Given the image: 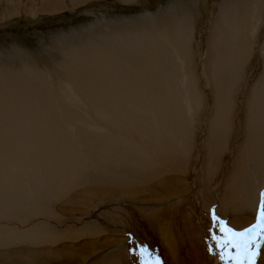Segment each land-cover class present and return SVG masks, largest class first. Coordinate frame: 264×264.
I'll list each match as a JSON object with an SVG mask.
<instances>
[{
    "label": "bare ground",
    "instance_id": "obj_1",
    "mask_svg": "<svg viewBox=\"0 0 264 264\" xmlns=\"http://www.w3.org/2000/svg\"><path fill=\"white\" fill-rule=\"evenodd\" d=\"M88 1L89 0H69L71 6L82 5ZM120 1L125 3L137 2V0H119V2ZM36 2L38 6H36ZM34 3L36 9H40L44 12L61 9L62 3L67 4V2H64V0H0V24L1 21L3 23L5 19L11 18L12 16L17 14L15 12V8L18 9L17 12L19 14L24 15L25 13L27 14L28 8L33 6ZM209 4V2L207 3V5H205V3H201L199 7L201 10H199L201 12L199 17V25L201 24L202 27L201 31H199L200 34L198 37V41H194L195 44L192 45L190 49L189 47L187 48V43H184L183 45H186L185 47L187 48V50H189V52L186 51V53L188 55L187 58L190 67H187L189 68L187 76V72H183L185 73L186 77L181 82H179L172 74L169 73L171 71H168L166 67L158 63L161 59L158 62L155 61V57L157 54H154V56L153 53H155L154 50H156L157 48L156 44H154L153 42L151 43L155 45V48L152 46L147 47L143 46L142 43L137 40H126L128 43L123 40V42L128 44V47L126 48L132 50V52L134 53V56H132L129 62H124L122 60H119V58L117 59L115 57H112V55H110L112 52H110V54L108 55L105 54L107 52H103V49V51L101 50V52H99L100 49L98 50L96 48H94L91 52H83L80 55V58L77 56L78 59L76 62L73 59V63H75L73 68L71 70L70 68H67L66 71L67 75H70L69 77L66 76L69 78V87L67 86V88L69 89H67V98H63L64 100L58 99V94L55 93V91L53 93L51 88H49V85L43 80L41 81V83L35 82L37 86L34 89H32L31 87H24L30 85L33 80H36L38 78V75L34 71L26 70L24 74L20 73L16 75V77H12L11 75H9V77L8 75H5L2 71H0V103L1 105L3 104L0 110L1 167H3L4 169H8V167H5L7 163L5 164V161H3V158L5 157L4 153L7 152L6 150L12 152L17 151L16 149H20L17 143L19 141L23 143V155H21L22 152L20 154V150L18 151V154L12 153L15 157H17L19 161H15V157H12V159L14 158V160L12 161H15L14 163L16 164V166H20L19 174L22 175L21 179H19L20 175H8L9 173L3 175L4 169L0 170V192H2V189L6 187L7 180L13 182V177L14 182H20L21 180V182H23L25 185L24 186L18 184L15 186L13 182L14 190L16 189V192L20 194L19 197L22 199H9L11 201H9L8 199H0V249H3L5 251L8 248H11L12 250L13 245H15L14 247H16L17 244H29L30 246L50 244L53 246L54 244L57 245L60 242H64V240L65 242L68 240L74 242L80 238H85V236L87 238L89 236L94 237L93 235L95 234L81 232V229L77 228V223L74 222L75 224H73L71 221L66 223H62V221L59 222L61 224L60 230L55 228L57 231L59 230L58 232L54 231L55 229H53L49 230V232H53V234H47L48 231L45 235L40 234V232L42 231L41 227H43L45 224L43 223V221H41V218H44L46 215L44 214L45 216H41V213L37 212L38 210L35 205L30 207L32 201L35 200L31 198L35 193V184L39 182V177H41V180L44 177V180L47 182V187H51L53 185L55 187H58L57 183H61V181L57 182L56 180V174L58 173V171L55 169V167L58 166L57 164H55L57 163L55 161L58 160L57 154L59 153L57 152L58 149L56 148L60 144H62V146L64 145L67 148V160L71 163L74 170V172L71 174H69L70 171H67L69 176H72L69 179L76 177L82 169L85 171L92 169L90 172L91 174L93 171H97L99 167L101 169V166H98L97 163H94L95 159L97 158H101V160L105 159V157L101 154L102 151L100 152V150H114L128 147L130 150L126 149V152L124 153H126L128 163L130 162L132 164V167H130L135 170L134 172H131L133 170L129 169L132 174L137 171L135 168H133V166L148 168L150 164L152 167V164L155 163V181L159 180V178L165 179L168 174L170 175L171 173H179L183 177L185 176L190 184L196 189V196L193 200V203L183 204L182 196H185V194L181 196L180 194L182 192L178 191V198L175 199L174 196L176 195V193H174V191H177L179 189H175L173 191L171 190V188L173 187H178L176 186L177 184H172L168 187L166 183H162V181H164L162 179L160 186L159 184H157L156 187L165 188V190L158 189L155 191V194L158 195L157 197L159 198V195H161V197H163L162 199H155V201H153L152 203H149L151 202L149 199V201H147V199H140L142 202H144V205L155 204V207L163 208L160 210H155V220L148 221L147 216L150 215H147L145 213H143L144 215H132L130 216L131 219L128 218L126 213L120 215L117 212V217L113 215L115 217V221L118 224L129 220L128 224L132 227H136L137 224H141V222L143 223V221L150 227L154 226L152 231H155L152 232V234L150 232L149 237L146 238V244L147 246H149L148 250L153 254H143L140 252L139 262L141 264H153L152 259L150 258H152L151 256H154L155 261L157 258H159L161 264H226L224 262L222 263L221 255H219L214 248H211L207 245L203 237L205 234L199 228V224L203 223V221H206L205 218L207 219L212 217L213 219V210L215 212L217 220H219V216L221 213V208L218 207L219 204H222L224 205V207L229 208L225 209V212H231L232 208L236 209L238 206L236 207L234 199L243 201V205L241 207H238V211L248 215L247 219L244 222L240 221V223L243 222L242 226H240V223V227L237 226L238 224H233L238 232H243L244 230L259 223L261 199H258V196L260 192L259 186L261 184L257 181L255 182V184L252 182L253 185H251L250 183V185L247 186V181L251 177L258 178L259 173L262 174V179L264 181V85H262L261 92L256 97L252 98L249 113L250 115L248 116V110L246 112L244 111L243 104L247 101V95L245 93H247L249 88L248 90H246V92L243 91L245 92L243 93V96H240L238 98L237 96L234 97L231 92V88L234 82V75L228 69L232 67V65L237 66L236 61L238 63V60L243 57V55L241 56V53L244 48H248L247 45L249 44H246L245 40L242 38L243 33L242 31H240V29L237 30L240 32L229 29V27L233 26V23L232 19L228 17L227 18L229 20L224 21V25H226L227 28L224 29L225 31H222L221 27L217 25V22H215V14L213 10L208 11ZM230 4H233V2H230ZM223 11L225 10L223 9ZM217 13L219 14V12ZM225 14L227 13L225 12ZM207 15H209V17H207ZM251 17H248L250 21L252 19ZM162 24L163 23H161V25ZM164 28H168V26H164ZM134 35L135 34H133L132 36ZM182 43L183 42H181V44ZM145 45H149V43ZM220 45L223 46L221 48L226 49L221 50L222 54L219 52ZM215 46H217V48H214ZM163 47L164 46H161L162 50ZM172 48L174 49V46ZM171 49L170 51L172 52ZM249 49H251V47ZM255 49L259 51V47H255L254 50ZM164 50L166 51L168 49ZM184 50L183 52H185ZM229 50H237V52H239V59L226 57V55L228 54L226 51ZM174 52L176 53L175 49L173 51V55ZM229 53H231V51ZM166 55L169 54L166 53ZM222 55L225 57H223ZM235 55H232V57H234ZM181 58H183V56ZM241 61L243 63H247L248 54L243 57ZM169 62H173V60L171 59V61H168V63ZM186 62L187 60L185 61V63ZM186 64L188 65V63ZM168 67H170L169 64ZM243 68L244 69L239 68V70H241V73H239L238 70L236 71L239 73L238 81H246L247 83H245V85L248 86L249 82L245 75V67ZM180 70L182 71L184 70V68H180ZM185 70L188 69H186L185 67ZM232 70L233 69H231V71ZM212 73H215V76L217 77H213ZM179 74L180 72L178 71L177 75ZM181 77L183 79V76ZM258 81L260 80L258 79ZM53 102L55 105H53ZM73 109L79 110V114H89L94 118L99 115V118H97L98 116L96 117L97 126L94 128L95 133H88L90 131L86 133V131L84 130V126L83 130L85 133H81L77 130L78 127L76 125L73 126L68 122L69 118L73 114ZM65 112L66 117L64 116ZM76 113L77 112H75V114ZM79 114L77 113L76 115ZM89 115L88 119L90 118ZM243 116H248V124L246 125L245 119H242ZM77 118H79V121H82L84 124L87 120V117L81 118L80 116H77ZM57 121L62 122V128L58 127ZM87 124H89L88 121ZM90 124L88 127H90ZM119 125H121L122 127L126 125L125 127L127 130L123 132L122 127L119 128ZM70 129H72L73 131H70ZM14 132H16V134ZM64 132L67 133L68 137ZM116 133L117 135H119L118 133H120L123 136H127L121 141L119 138H117L118 136L116 137ZM50 135L52 137H50L51 139L49 138ZM13 137L15 138L13 139ZM219 138H223L227 140V142H230L229 146H227V142H225L229 151V159L225 161L222 170L216 171L217 169L214 168L212 164H210L211 160H208L211 156L212 145L215 144V142L213 141H216V139ZM76 140H79L80 143L76 144ZM1 143H3L4 146H2ZM124 143L126 144V147ZM146 143H152L151 145H155V148H153V146L150 147V150L154 149L155 152L150 151V153H148V148V151L144 152V150L142 149H144V144ZM222 143L223 142L221 141L220 145H223ZM45 145L48 147H46ZM64 151H66V149ZM217 151L218 149L215 152ZM55 155H57L56 159ZM141 155L144 158L142 162L140 161L141 158H137V156ZM212 155H215L214 152L212 153ZM116 156L118 157L120 155L117 154ZM120 158H123V156H120ZM181 158H183V160H181ZM12 161L10 160V162ZM83 161L86 162L85 165ZM121 161L124 160L121 159ZM37 163H39L42 167ZM44 164H46L48 168V174L46 172ZM253 165H256V170L253 168ZM64 166L65 165L63 164V168ZM10 168L12 169L13 165ZM60 168L61 167H59V169ZM123 168L124 167H122L121 169ZM79 169L81 170L78 173L77 170ZM116 170L117 168H115V172ZM123 170H128V168ZM63 171L66 172V169ZM107 172L109 174L111 173L110 171ZM37 174H39V176ZM81 174L83 175L85 173L81 172L79 175ZM87 174L88 173H86V176ZM112 174L110 176H112ZM152 174H154V172ZM65 175L66 173L64 174V177ZM4 176L7 178H5ZM30 176H33L34 179H29ZM93 177V175H90L87 180L90 181L93 179ZM108 177L107 179H109ZM102 179H104V177H102ZM168 179V181L170 182V178ZM175 179L177 180L179 178ZM41 180L40 182L43 181ZM232 180H234L236 183L241 182L242 185L238 186L236 190H233ZM54 182H57V186L53 184ZM174 182L176 181L174 180L173 183ZM32 183H34V185ZM63 183L64 185L66 184L65 181H63ZM88 183L90 182L87 181V184ZM126 184L129 183L127 182L123 185L125 186ZM64 185L61 184V187H63ZM11 187L12 185L9 186V188ZM250 187H253L255 189L254 192L252 189H250ZM95 188L101 187H98L97 185L94 186V189ZM146 188H148L147 184L145 189ZM181 188H183L184 190V187ZM49 190L51 192V189ZM67 190L68 187L66 191ZM107 191L110 190H108L107 188ZM58 192L59 191H57V193ZM107 194V196L110 197L114 196L111 193ZM226 194H229L230 197L226 196ZM0 196H4V194L1 195L0 193ZM96 201L97 200H95V202ZM105 201L107 200L105 199ZM111 201L115 203L123 202L119 201V199H112ZM124 201H126V199H124ZM51 202L52 201L50 199L49 203ZM76 203H80L82 207L87 205V201L73 197H71L70 199H66L65 201V204L69 205H73ZM130 204H138V202ZM93 205L94 204H92V206ZM180 207L188 208V211L186 213L180 212ZM173 208L176 209L177 212L173 216H169L171 213V209L173 210ZM85 213L88 212L86 211ZM85 213H82L81 216H83ZM31 214H34V216L31 217ZM234 214L235 212L232 213L233 216H235ZM36 215H40V221L38 220ZM59 220H62V218H60ZM81 223L82 222H80L79 225H81ZM35 225H38V229L40 228V232H36V230L30 231V229H33ZM46 225L47 224H45V227L48 228ZM86 225L87 227L89 226L87 223ZM51 227L52 226H50V228ZM92 227L95 231V226ZM213 229L217 231L216 228ZM22 230H28L30 232H28L21 238L15 237L16 234L22 232ZM98 230L95 233L100 231ZM157 231H159L160 235L159 240L155 239ZM31 234L32 236H30ZM99 234L96 235L100 237L101 234ZM217 234L220 235L218 231ZM120 243L122 242L114 241L112 243L110 242V244L106 247H101L99 251H96L95 249L93 251H84L85 253H82L84 256L79 257L80 259L73 262H71L70 257L66 255L69 257V261L67 260V257L66 260L68 264H86L93 258L107 251V254L104 253L94 260L95 263L102 262V264H104L109 256L112 255V252H108ZM147 246L145 245V248ZM137 248L139 247L137 246ZM14 252L18 253V255L21 254L22 256H20L21 258L19 259V261L21 262L19 263V261L17 260V256L11 252L9 257L12 259H16L15 261H17L13 263L43 264L42 262H44V259L41 261H37V258L34 255L36 253L29 251L27 248H20L17 251L14 250ZM231 253L235 255V252ZM39 254L38 256H40ZM70 255H72V252ZM24 256H26V258H22ZM259 257L261 258V254L259 255ZM1 258L0 264H2V262L6 263L4 259ZM76 258L77 256H74L72 260H75ZM262 260L264 262V258H262ZM62 262H64L65 264V261Z\"/></svg>",
    "mask_w": 264,
    "mask_h": 264
},
{
    "label": "rangeland",
    "instance_id": "obj_2",
    "mask_svg": "<svg viewBox=\"0 0 264 264\" xmlns=\"http://www.w3.org/2000/svg\"><path fill=\"white\" fill-rule=\"evenodd\" d=\"M36 1H38V0H36ZM205 1H207V2H205ZM64 2H67V4L62 3L61 9H55V10L48 11V12H44V11H41L40 9H36L35 3H34L33 6L28 8L27 14L25 13L24 15L19 14L17 12L18 9L15 8V12L17 13L16 15L12 16L11 18L5 19L3 21V23L1 21V24H0V71H2L5 75H8V76L11 75L12 77H16V75H18L20 73L24 74V72L26 70L34 71L38 75V78H37L38 80L37 79L33 80V82H31L30 85H27L24 87H28V88L31 87L32 89H34L37 86V84L35 82L41 83V81L43 80L44 82H46L49 85V88H51L53 93L55 91V93L58 94V99H63V98H67V93H68L67 89H69V88H67V86L69 85L68 84V80H69L68 77L70 74L67 75V72H66L67 68H70V70H71L75 64L73 62L74 61L76 62L78 57L80 58V55L83 52H91L94 48H96L98 50L100 49L99 52H101V50L103 49L104 51L103 50L102 51L104 53L107 52L105 54L109 55L110 52H112L110 54V55H112V57H115L117 59L119 58V60H122L124 62H129L131 60L132 56H134V53L132 52V50L126 48V47H128V44H126V43H128L127 41H130V40H137V41H140V43H142L143 46H147V47L152 46L155 48L154 44H156L157 48H156V50H154L155 53L152 52L153 55L157 54L155 57V61L158 62L161 59L158 63L161 64L162 66L166 67L168 71H171L169 73L172 74L179 82H181L188 75L189 68H187V67H190L189 62H188V58H187L188 55L186 53V51L189 52V50H187V48L189 47V49H190L192 47V45L195 44L194 41L195 42L198 41V37L200 34L199 31H201V27H202L201 24L199 25V20H200L199 17L201 14V12H200L201 10L199 7H200L201 3H205V5H207V3L209 2L212 6L210 4L208 5V11L213 10V12L215 14V22H217V25L221 27V30L225 31L224 29L227 28L226 25H224V21L229 20L228 18L232 19V23H233L232 25L233 26L229 27V29L235 30V31L240 29V31H242V33H243L242 38L245 40L246 44H249V45H247L248 48H244L242 53H241V56L243 55V57H245L248 54L247 63H243L241 61V59L243 57H241L239 59V52H237V50L226 51L228 53V54L226 53L228 55V56L226 55V57L239 59L238 63L236 61V65L239 67L232 65V67H230L228 69L234 75L233 76L234 82H233V86L231 88V92H232L234 97L237 96V98H238L240 96H243V93H245L246 90H248V88H249L247 93H245L247 95V101H246V103L243 104V107H244L245 112L248 110L247 115L248 116L250 115L249 113H250L252 98L256 97L261 92L262 85H264V0H233V1L232 0H211V1L210 0H204V1L203 0H200V1L199 0H137V2H135V3H125V2H121V1L119 2V0H89L86 3H84L82 5H77V6H71L69 0L68 1L64 0ZM230 2H233V4H230ZM36 6H38L37 2H36ZM220 7H221L222 11H223V9L225 11L222 12ZM34 9H36V10H34ZM217 12H219V14ZM225 12L227 14H225ZM216 15H217V17H216ZM251 15H252V17H251ZM207 17H209V15H207ZM248 17L252 18L251 21ZM161 23H163L162 24L163 26L161 25ZM251 23H252V25H251ZM164 26L165 27L168 26V28H164ZM234 28H236V29H234ZM240 31H237V32H240ZM133 34H135V35L132 36ZM195 34H196V36H195ZM168 35L170 36V38ZM123 40L124 41L127 40L126 43L123 42ZM180 41L183 43L181 44ZM152 42L154 44H151ZM164 42H167L168 44L164 43ZM148 43H149V45H145ZM184 43L188 44L187 48L185 47L186 45L183 46ZM251 43H253V44H251ZM172 45L174 46V49L176 51V53L174 52V55H173L174 49L172 48L173 47ZM250 45H252V46H250ZM158 46H159V48H158ZM161 46H164L163 50L161 49ZM221 47H223V46L220 45V47H219L220 53H221V50L224 49ZM250 47H251V49H249ZM255 47H259V51H257L256 49L254 50ZM169 48L170 49L172 48L171 49L172 52L170 51ZM214 48H217V46H215ZM164 49H168V50L165 51ZM181 50H182V53H181ZM183 50L185 52H183ZM224 50H226V49H224ZM230 51H231V53H229ZM114 52L116 53V55ZM166 53H168L169 55H166ZM162 54H165V55H162ZM232 55H235V56L232 57ZM182 56H183V58H181ZM168 57L170 60L168 59ZM223 57H225V56H223ZM177 58H179L180 60ZM73 59H74V61H73ZM163 59H164V61H163ZM171 59L173 60V62L168 63V61H171ZM186 60H187L186 63H188V65L185 63ZM167 63L169 64V66L171 68L168 67ZM239 63H241V64H239ZM241 66L245 67V75H246L247 80L249 82L248 86L245 85V83H247L246 81H242V82L238 81L239 80V77H238L239 73H241V70H239V68L244 69ZM185 67L188 70H185ZM180 68H182V69L184 68V70L181 71ZM231 69H233L232 71H234V72H232ZM237 70L239 73L236 72ZM178 71L180 72L179 75H177ZM176 72H177V74H176ZM183 72H187L186 76H185V73H183ZM66 76H68V77H66ZM181 76H183V79ZM212 76L215 78L217 77V76H215V73H212ZM258 79L260 81H258ZM234 83H237V84H234ZM239 88L241 91L239 90ZM237 91H239L240 93ZM243 91H245V92H243ZM2 105L0 103V110L2 108L1 107ZM53 105H55L54 102H53ZM72 111H73V114L71 115L72 120L70 117L69 121H68L71 125H73V126L76 125L78 127L77 130L80 131L81 133H85L84 130L86 131V133L88 131H90L88 133H95L94 128L97 126L96 117L98 116L97 118H99V115H97L94 118L88 114L90 117L88 119L87 114L86 115L81 114V113L79 114V110H77V109H75V110L73 109ZM75 112H77L79 115H76L77 113L75 114ZM64 116L66 117V112L64 113ZM77 116L78 117L80 116L81 118L87 117L85 124L82 121H79V118H77ZM248 116H245V117L243 116V118H242V119H245V122H246L245 125L248 124V120H247ZM2 120H4V119H2ZM89 120H90V122H89ZM87 121L89 124L91 123L90 127H88L89 124H87ZM57 122H58L57 123L58 127L62 128L63 127L62 122H60V121H57ZM59 122H60V124H59ZM92 124L93 125L95 124V125L93 126ZM83 126H84V130H83ZM125 126L126 125H124V127H122L121 125H119V128L122 127L123 132H125L127 130ZM89 128H91V129H89ZM70 131H73V130L70 129ZM244 132H245V130H244ZM14 133L16 134V132H14ZM64 133L67 135L66 132H64ZM118 134L119 135H117V133H116V137L118 136L117 138H119L121 141L123 138H125L127 136V135L123 136L120 133H118ZM50 137H51V135L49 136V138ZM67 137H68V135H67ZM14 138L15 137H13V139ZM217 140H218V143H217ZM221 141L223 142L222 143L223 145H220ZM213 142H215L216 145L213 143L214 145H212L211 156H210V159L208 161L211 160L210 164H212L213 167L217 169L216 171H220V170H222L225 161L227 159H229V151H228L227 146H229L230 142L229 141L227 142V140H225L223 138L216 139V141L214 140ZM225 142H227V146H226ZM78 143H80V141L76 140V144H78ZM147 144L148 143L144 144L145 147L143 145L144 149H142V150H144V152H147L149 150L148 153H150V151L155 152L154 149L150 150L151 149L150 147L153 146V148H155L154 147L155 145H151L152 143H150V144H148L149 145L148 146ZM1 145L4 146L3 143H1ZM17 145L20 147V149H16L17 151L12 152V151L6 150L7 152L4 153L5 157L3 158V161H5V164L7 163L5 165V167H8L10 172L7 168L4 169L0 165V168H2L0 170L4 169L3 175L4 174L6 175L8 173H9L8 175H12V174L14 176L20 175L19 174L20 173V166H16V164L14 163L15 161H17V162H19V161H18L17 157H15L13 154H18V151L20 150V154L22 152L21 155H23V150H22L23 143L19 141L17 143ZM220 146H222V147H220ZM46 147H48V146H46ZM125 147H126V144H125ZM64 148L66 149L67 152L64 151L65 150ZM147 148H148V150H147ZM56 149H58L57 152H59L58 154L56 152V154L58 156L55 155V159H56V156L58 157L57 158L58 160L55 161V162H57L55 164L58 165L57 167H55V169L58 171V173L56 174V180H57V182L61 181V183L60 182H58V183L54 182L53 184L56 185V183H57L59 188L55 187L54 185L51 187H49V186L47 187V182L44 180V177L42 178L43 181L41 180V177H39L42 182H40V180H39V182L37 184H35L36 185V187L34 189L35 193H34V196L31 197L32 199H35V200H33L34 202L32 201V203L30 205V207L35 205V207L38 210L37 212L38 213L40 212L41 216L46 215L44 218H41L40 215H36V217L38 218L39 221L41 218V221H43V223L47 224L46 226L49 229L46 228L45 224H44V226H43L44 228L41 227V230H42L41 232H40V228L38 229V225H35L33 227V229H30V231L36 230V232H40V234H44V235L48 231L47 234H53V232H49V230H53L55 228L60 230L61 224L59 222L62 221V223H64V222L66 223V222L71 221L73 224H75L74 222L77 223V228H80L81 232L91 233V234H95V235H93L94 237L89 236L88 238L85 236V238L84 237L80 238L74 242L70 241V240L65 242V240H64V242H60L57 245L54 244L55 246L54 245L52 246L50 244H48V245L44 244V245H40V246H30L29 244H20V245L17 244L16 247H14L15 245H13V247L11 246L13 248L12 249L13 251L11 250V248H8L5 251L3 249H0V252L3 251L2 253H0V258L2 257L4 259V261L6 262V263L2 262V264H8L9 262H11V260H12V262L9 264H19L21 262V261H19V259L21 258L20 256H22V255L21 254L18 255V253H15L14 250L17 251L20 248H24V249L27 248L29 251L35 252L36 254H34V253L33 254L36 256L37 261H41L44 259V262H42L43 264H57V263L64 264V262H62V261H65V264H68L67 260L69 261V259H68L69 257L71 259V262L76 261V260L80 259L79 257L84 256L83 254L86 251H93L94 249L96 251H99L101 249V247H106L107 245L110 244V242L112 243L114 241H117V242L121 241L122 243L116 245L113 249H111L108 252V253L112 252L111 253L112 255L109 256V258L104 262V264H139L140 263L139 262L140 252L143 254L152 253L151 251L148 250L149 246H147V244H146V242H147L146 238L149 237L150 232L152 234V232L155 231V230L152 231L154 226L150 227L143 221V223L141 222V224H137L136 227H132L131 225L128 224L129 220L118 224L115 221L114 216H116V214H118V213L120 215L126 213L128 218L131 219L130 216H132V215L133 216L135 214L136 215H141V214L144 215L143 213H145L147 215H150V216H147L148 221L155 220V210H158V209L160 210L163 208L155 207V204L154 205H148V204L144 205L143 204L144 202H142L140 200V199H147V201H149V200L151 201L149 203H152L153 201H155V199H162L163 198V197H161V195H159L160 197L158 198L157 197L158 195L155 194V191L158 189L165 190V188L156 187L157 184H159V186H160L161 180L163 178H159V180L155 181V163L152 164V167L150 164V166L148 168L147 167L140 168L139 166H133V168H135L137 171L134 174H132L131 172H134L135 170H133L131 168L132 164L130 162L128 163L126 153H124V152H126V149H129L128 147L114 149V150H100V152L102 151L101 154L105 157V159L101 160V158H97V159H95L94 163H97L98 166H101V169L99 167V169L97 171H93L92 174L90 173L92 169H89L90 171L89 170L85 171L82 169L84 172L81 169H79V170H77L78 173L81 170L80 173L82 172L85 174L79 175L80 174L79 173L76 176L78 178L73 177L72 179H69L72 177V176L70 177L69 174L73 173L74 170H73L71 163L67 160L68 159V156H67L68 150L64 145L62 146V144H60ZM217 149H218V151L215 152ZM227 151H228V153H227ZM213 152L215 155H212ZM60 153H61V155H60ZM111 154H112V156H111ZM117 154L120 156H123V158H120V156L117 157L116 156ZM142 155L137 156L138 159L141 158L140 159L141 162L144 160ZM213 156H214V159H213ZM12 157H15L16 160L12 161V160H14V158L12 159ZM9 158H11V159H9ZM8 159H9V161H8ZM121 159H123L124 161H121ZM179 159H180V157H179ZM10 160L12 162H10ZM181 160H183V158H181ZM59 162H60V164H59ZM8 163L10 164V166ZM37 164L39 166H41L39 163H37ZM63 164L65 165L64 168H63ZM85 164H86V162H84V165ZM12 165H13V168L15 167L14 168L15 170L13 168L12 169L10 168V167H12ZM214 165H216V166H214ZM121 166L124 167L123 169L128 168V170L121 169L122 168ZM125 166H127V167H125ZM44 167H45L46 172L48 174V168H47L46 164H44ZM59 167H61V168L59 169ZM102 167H104V168H102ZM248 167H246V168H248ZM115 168H117L116 172H115ZM253 168L256 170V168H257L256 165H253ZM65 169H66V172L63 171ZM129 169H131L133 171L130 172ZM140 169H141V171H140ZM5 170H6V172H5ZM148 170H150V171H148ZM67 171H70V173L68 174ZM107 171H110L111 173L109 174ZM112 171H113V174H112ZM151 172L152 173L154 172V174H152ZM65 173H66V175L64 177ZM86 173H88L87 176H86ZM122 173H123V175H122ZM136 173H138V174H136ZM139 173H140V175H139ZM111 174L113 177L110 176ZM176 174H178V175H176ZM176 174L175 173H171L170 175L168 174V176H166V178L163 179L164 181H162V183L163 182L166 183V185L168 187L172 184L173 185L177 184L176 186H178V187L171 188L172 191L175 189H179L177 191H174V193H176V195L174 196L175 199L178 198V196H177L179 194L178 191H180V192H182L180 194L181 196L185 194V196H182V203L183 204L193 203V200L195 199V196H196L195 187L190 184V182L186 179L185 176L183 177L179 173H176ZM37 175L39 176V174H37ZM90 175H93L94 177L92 180L89 181L87 179ZM115 175H117V176H115ZM21 176L22 175H20L19 179H21ZM83 176H84V179H83ZM108 176H110V177H108ZM133 176H135V177H133ZM102 177H104L105 180L102 179ZM107 177L109 179H107ZM114 177H116L117 179ZM5 178H7V177H5ZM30 178L34 179L33 176H30L29 179ZM113 178H114V180H113ZM168 178H170V182L168 181L169 180ZM175 178H179V179L176 180ZM62 179H64V180H62ZM251 179H252V181H251ZM71 180L73 181V183ZM107 180H109V181H107ZM122 180H123V182H122ZM174 180L177 183L174 182L175 183L174 184L173 183ZM234 180H232L233 190H236V188L238 186H241L242 183L241 182L236 183ZM12 181L14 182V177H13ZM63 181H65V183H66L65 185H64ZM87 181L90 182V183H88L90 185L87 184ZM131 181L133 182V184ZM145 181H146V183H145ZM257 181H258V183L261 184L259 186L260 192H259V196H258V199H261V191H262V193H264V181L262 179V174L259 173L258 178H252V177L249 178L247 181V186H249L250 183H251V185H253V183L255 184V182H257ZM13 182H11L10 180L9 181L7 180L6 187L2 189L3 193L0 192L1 195L4 194V196H0V199H8V200L9 199H22L19 197L20 194L16 192V189L14 190V184L16 186L18 184L24 185V183L21 182V180H20V182L19 181L14 182V184H13ZM127 182L129 184H126L124 186L123 184H125ZM137 183H138V185H137ZM32 184L34 185V183H32ZM61 184H63L64 186L61 187ZM146 184H147L148 188L145 189ZM11 185H12V187L9 188V186H11ZM97 185H98V187L100 186L101 188H95L94 189V186H97ZM102 185H103V187H102ZM109 185H110V187H109ZM44 187H46V188H44ZM67 187H68V190L66 191ZM181 187H184V190ZM186 187H187V189H186ZM188 187L189 188L191 187V188L189 189ZM107 188L110 191H107ZM49 189H51V192ZM63 189H64V191H63ZM250 189H252L253 192L255 190L253 187H250ZM144 190H145V192H144ZM57 191H59V192L57 193ZM107 193H111L114 196H112V197L107 196L108 195ZM27 194H28V192H27ZM46 194L48 197L46 196ZM120 196H123V197H120ZM226 196H229V194H226ZM71 197L85 200V201H87V205L82 207L80 205V203H76L73 205L65 204L66 199H70ZM31 198H25V199H31ZM55 198L59 199V200H56ZM92 198L93 199L96 198V199L93 200ZM50 199L52 202L53 201L54 202L49 203ZM88 199H90V200H88ZM105 199L107 201H105ZM112 199H119V201H123V202H121V203L119 202L120 203V205H119V203L112 202L111 201ZM124 199H126V201H124ZM38 200H39V202H38ZM95 200H97V201L95 202ZM9 201H11V200H9ZM133 201L135 203L138 202V204H130V203H134ZM234 201H235L236 207L237 206L241 207L243 205V201H241L239 199H234ZM176 202H177V200H176ZM101 203H103V204H101ZM25 204H26V202H25ZM46 204H49V205H46ZM92 204H94V205L92 206ZM24 206H26V205H24ZM218 207L221 208V213L219 216L220 218L217 221H223L224 224H226L228 227H230L233 230L238 232V230L233 226V224L234 225L238 224L237 226H239L241 224L240 226H242V223L247 219L248 215L245 213L243 214L240 211H238V207L236 208L237 210L232 208L231 212H225V209H229V208L224 207V205H222V204H219ZM24 208H22V209H24ZM114 209H115V211H114ZM86 211L88 213H85ZM179 211L186 213L188 211V208L180 207ZM46 212H47V214H46ZM176 212H177L176 209H174V208H173V210L171 209V213L169 216H173ZM233 212H235V214H234L235 216L232 215ZM82 213H85V214L83 216H81ZM236 213H238V214H236ZM30 216L32 217V216H34V214H31ZM47 216H50V217H47ZM52 216H54V217H52ZM56 216H58L59 218ZM60 218H62V220H59ZM23 219H25V218H23ZM54 220H56V221H54ZM205 220L206 221H203V223L199 224V228L205 234L203 236L204 240L209 247L214 248L217 251V253L219 255H221V249L219 246H217V243H216V239L223 241V239L225 238L224 233L220 231L221 225L219 222L214 224L212 217L207 218V219L205 218ZM196 221H197V217H196ZM237 221H238V223H237ZM240 221H243V222L240 223ZM80 222H82L81 225L83 223L84 224L81 226V225H79ZM86 223L89 225L88 227H87ZM99 225H100V227H99ZM50 226H52V227L50 228ZM92 226H95V228H96L95 231H94ZM102 227H103V229H102ZM213 228H216L217 231L220 233V235H218L217 231H215ZM56 229L54 231L58 232L59 230L57 231ZM28 230L27 231L22 230V232L17 233L15 237L21 238L22 236H25V234L30 232ZM97 230L99 232L95 233ZM104 231H106L107 233ZM96 234H99L100 237L97 236ZM30 236H32V234ZM95 236H97V237H95ZM213 237H215L216 239H213ZM159 238H160L159 231H157L155 239L159 240ZM133 240L135 241V243H132ZM144 244L147 246L146 248H145ZM99 245H101V246H99ZM137 246L139 248H137ZM63 248H64V251H63ZM59 250H60V252H59ZM229 250L230 249L226 248V249H224V252L227 253ZM66 251H68L70 254L72 252V255H70ZM230 251L235 252L234 249H231ZM11 252L17 256V260L19 261V263H13V262H17V261H15L16 259H12L9 257ZM37 252H39L40 254ZM104 253L107 254V251L103 252L102 254H104ZM38 254L41 257L38 256ZM80 254H82V255H80ZM260 254H261V258L259 257L257 264H264V262L262 260V258H264V248L260 249ZM66 255H68L69 257ZM101 255H98V256H101ZM74 256L75 257L77 256V258L75 260H72V258ZM141 256H142V254H141ZM66 257H67V260H66ZM97 257L93 258L91 261L87 262L86 264H102V262H100V263L94 262V260ZM151 257L152 258H150V259H152V263L154 264L155 257L154 256H151ZM22 258H26V256H24ZM6 259H7V261H6ZM130 259H131V261H130ZM153 259H154V262H153ZM223 262L226 263V261H222V263ZM233 264H234V262H233Z\"/></svg>",
    "mask_w": 264,
    "mask_h": 264
},
{
    "label": "snow or ice",
    "instance_id": "obj_3",
    "mask_svg": "<svg viewBox=\"0 0 264 264\" xmlns=\"http://www.w3.org/2000/svg\"><path fill=\"white\" fill-rule=\"evenodd\" d=\"M214 224L219 222L220 231L224 233L223 241L216 239L217 246L221 249V260L226 264H257L260 255V249L264 248V193H261V205L259 213V223L243 232H237L224 224L223 221H217L213 210ZM132 243H135L133 240ZM234 249L235 255L229 250L227 253L224 249ZM154 264H161L159 258Z\"/></svg>",
    "mask_w": 264,
    "mask_h": 264
}]
</instances>
